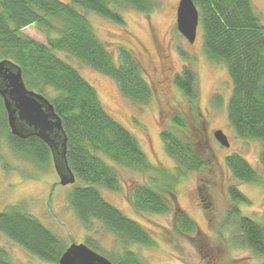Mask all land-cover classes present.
I'll list each match as a JSON object with an SVG mask.
<instances>
[{
	"label": "trees",
	"instance_id": "trees-1",
	"mask_svg": "<svg viewBox=\"0 0 264 264\" xmlns=\"http://www.w3.org/2000/svg\"><path fill=\"white\" fill-rule=\"evenodd\" d=\"M193 2L199 13L204 55L208 61L222 64L231 82L226 104L229 126L238 139L262 145L259 163L264 167V25L251 0ZM157 7L156 0H0V61L20 67L26 87L47 98L60 117L67 137V164L75 179L83 183L72 188L68 204L86 231L98 223L114 237L115 249L105 255L98 252L96 240L87 238L84 242L112 264H145L131 247L155 245L142 225L106 202L99 191H120L118 167L150 174L149 184L135 183L128 188V202L134 212L171 214L178 232L187 236L196 232L195 223L175 203L174 186L187 174L196 173L199 196L209 198L211 182L205 172L213 169L215 159L212 150L200 143L204 128L197 116V76L184 65L172 79L192 119L187 121L181 111H175L167 128L159 133L164 152L174 163L173 174L169 175L150 163L136 137L104 111L96 90L56 53H64L109 77L133 103H145L152 88L143 77L138 59L125 46H118L115 62L95 34L87 13L123 26L121 11L131 9L148 15ZM26 27L42 34L45 42L23 35ZM3 145L39 168L52 161L49 148L39 138L19 139L11 134L0 97V149ZM224 163L235 180L262 183L256 170L240 155L229 154ZM158 176H162L161 181ZM226 191L230 206L221 226L232 223L233 243L264 257V225L240 214L237 205L249 201L235 186H228ZM0 233L47 263L57 264L66 248L22 204L9 205L0 212ZM0 264H12L3 248Z\"/></svg>",
	"mask_w": 264,
	"mask_h": 264
},
{
	"label": "rangeland",
	"instance_id": "rangeland-1",
	"mask_svg": "<svg viewBox=\"0 0 264 264\" xmlns=\"http://www.w3.org/2000/svg\"><path fill=\"white\" fill-rule=\"evenodd\" d=\"M156 1L157 9L148 15L131 9L121 11L123 26L87 13L95 34L111 51L115 62L118 46H125L138 59L143 77L152 88L147 102L133 103L120 93L109 77L64 53L56 54L73 66L96 90L104 111L136 137L150 163L163 168L169 175L173 174L174 163L165 154L159 133L167 128L175 111H181L187 121L192 119L183 95L172 82L182 67L188 65L197 76V116L204 128L200 143L212 150L215 159L213 169L205 172L211 182L209 198L199 196L196 173L187 174L174 186L175 203L196 225V232L187 236L176 230L171 214H138L129 205V186L149 184L150 174L118 167L120 191L102 188L99 191L106 202L142 225L154 239L153 247H131L145 264H264L263 256L233 243L232 223L221 226L230 206L226 191L230 185L235 186L249 201V204L237 205L240 214L264 225V167L259 163L262 145L255 140L238 139L229 126L226 116L231 92L229 76L222 64L210 62L205 57L199 28L192 44L177 31L176 8L179 0ZM251 1L264 25V0ZM22 34L45 42V37L32 27L24 28ZM217 130L226 135L228 147L214 139L213 133ZM0 153V212L9 205L22 204L66 247L91 238L98 242L100 254L115 249L111 234L98 223L93 224L90 232L86 231L68 204L70 191L82 185L81 180L60 185L51 160L49 166L39 168L12 153L5 145ZM229 154L243 157L262 178V183L248 184L235 180L224 163V157ZM157 178L162 180V176ZM0 248L7 251L12 264H52L29 254L1 233Z\"/></svg>",
	"mask_w": 264,
	"mask_h": 264
},
{
	"label": "water",
	"instance_id": "water-1",
	"mask_svg": "<svg viewBox=\"0 0 264 264\" xmlns=\"http://www.w3.org/2000/svg\"><path fill=\"white\" fill-rule=\"evenodd\" d=\"M199 25V13L193 0H179L176 8V29L190 44L194 43ZM0 97L6 111L7 123L13 136L26 139L34 136L47 145L54 171L60 185L72 184L75 176L66 160L67 137L61 119L53 105L43 95L29 90L20 67L0 61ZM214 139L228 147L226 135L217 130ZM57 264H112L85 243L66 247Z\"/></svg>",
	"mask_w": 264,
	"mask_h": 264
}]
</instances>
